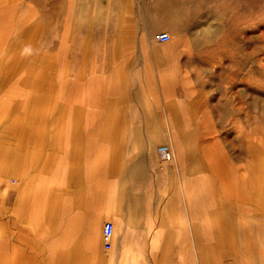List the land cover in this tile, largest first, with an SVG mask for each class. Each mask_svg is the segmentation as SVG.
<instances>
[{
  "label": "crops",
  "instance_id": "0c3cea01",
  "mask_svg": "<svg viewBox=\"0 0 264 264\" xmlns=\"http://www.w3.org/2000/svg\"><path fill=\"white\" fill-rule=\"evenodd\" d=\"M100 26L104 49L98 66L95 61L92 68L87 66L92 32H82L87 45L79 41L83 60L78 76L75 68L72 74L76 82L84 78L85 88L80 96L77 86L72 109L59 116L63 130L56 139L57 157H45L40 172L0 178V233L24 240L22 246H9V256L1 250L6 258L0 264H117L112 257L116 251L142 255L149 245V252L166 255L171 262L178 251V260L187 254L199 264H226L228 259L227 264H239V252H245L247 264H264V192L250 188L245 170L225 174V165H236L227 157H209L205 142L199 153L186 148L180 159L160 161L156 113L143 111L145 124L138 122L135 112L134 119H128L131 112L124 102L130 72L124 65H109V47L117 53L156 51L126 46L127 31L120 35L106 21ZM147 93H154L153 88ZM185 129L174 125L168 131L175 137ZM52 145L45 140L43 151H52ZM239 176L245 178L241 188L235 187ZM240 208H246L248 216L242 225L246 242L239 234ZM5 210L8 216L3 219ZM107 222L113 224L111 234L106 233ZM129 260L141 264L143 257Z\"/></svg>",
  "mask_w": 264,
  "mask_h": 264
},
{
  "label": "rangeland",
  "instance_id": "374dc122",
  "mask_svg": "<svg viewBox=\"0 0 264 264\" xmlns=\"http://www.w3.org/2000/svg\"><path fill=\"white\" fill-rule=\"evenodd\" d=\"M117 3L121 4L117 6ZM121 5L128 32L124 44L156 51L117 53L115 47H109L110 67L114 65L116 69L124 65L123 70L129 71L132 76L128 77L131 79L130 84H127L128 94L124 102L126 107L130 106L126 108L131 112L128 119H134L135 112L138 122L145 124L143 111H153L156 113L154 124L159 125L160 130L157 145L169 144L172 157L180 159V152L186 148L199 153L203 142H213L218 155L222 153L226 156L232 166L236 165L235 173L241 174L247 163L260 155L259 150L264 143V0H87V3L76 0H21L15 14L24 9L31 11V21L24 27L20 26L25 30L23 38L33 39V34L38 33L34 24L41 25L40 46L43 43L42 48L44 45L47 49L55 50L60 45L59 40L64 42L68 33V29L61 28V24L58 26L60 31H56V20L69 19L70 7L75 12L73 17L77 32L74 44L67 45V59L72 58L76 64L78 76L84 50L83 43L80 45L79 42L84 38L81 25L83 17L93 22L88 26L93 35L90 36L92 45L87 66L94 61L98 66L96 61H102L100 52L104 49L99 22L112 24L118 18L116 16L121 14ZM107 14L109 19L105 18ZM160 32H168L170 40H158L157 34ZM112 37H108L109 44L112 43ZM92 50L96 51L95 58L92 57ZM105 55L108 58L106 51ZM84 82L83 77L77 78L79 92L85 88ZM152 88L154 93H147ZM111 97L116 100L118 96L113 94ZM152 98L155 102L151 104ZM99 109L103 110V106ZM174 125L176 129L182 125L184 129L188 125L191 128L190 131L187 128L183 132H176L173 137L168 130ZM249 141L257 143L258 150L250 149ZM195 145L198 146L196 149ZM158 157L160 161L163 159L160 154ZM237 213L241 226L239 234L246 242L247 231L242 228L248 220L246 208H240ZM2 216L6 219L8 212L5 210ZM8 233H11L10 230ZM23 241L14 235L4 236L0 233V263L9 256V246H22ZM244 246L247 247L246 243ZM177 247L179 245L176 250ZM3 249L7 250L6 256L1 253ZM149 250L150 245L144 247L142 255L116 251L112 257L117 258V264H134L129 260L134 255L143 257L141 264H199L193 255L188 259L185 254L178 260L179 252L175 251V261L171 262L164 259L166 255ZM237 258H240L239 264L248 262L245 252H239ZM228 262L231 259L225 261L226 264Z\"/></svg>",
  "mask_w": 264,
  "mask_h": 264
},
{
  "label": "bare ground",
  "instance_id": "6f19581e",
  "mask_svg": "<svg viewBox=\"0 0 264 264\" xmlns=\"http://www.w3.org/2000/svg\"><path fill=\"white\" fill-rule=\"evenodd\" d=\"M76 1L87 3V0ZM20 2L21 0H0V178L27 172H40L46 159L55 160L58 154L56 139L60 135L59 131L63 130V123L59 121V116L64 109H72L78 86L72 74L76 70L73 72L75 64L72 58L67 59L69 52L67 45L73 44L74 30H77V25L74 24L75 12L69 7V19L58 18L56 20L58 22H56V31H60L58 26L61 24V28H67L68 33L65 35V41L60 39L59 47L52 50L44 45L42 48L43 43L41 46L39 44L41 25L34 24V29L37 28L38 33L33 34V39L23 38L25 32L23 27L31 21L29 16L31 11L24 9L20 10L19 14H15L17 4ZM117 4L119 6L121 3ZM122 10L123 5L120 7L121 14H118L116 16L118 18L112 23V29L120 35L127 31V22ZM109 16L113 18L112 14ZM106 18L109 19L108 14ZM83 19L81 25L84 32L88 33L90 31L88 26L93 23L88 17H83ZM100 23H105V21L99 22V25ZM21 25H23L22 28H20ZM100 27L103 30V26ZM110 30L108 28L109 33ZM118 39H120L119 35L116 41ZM82 42L85 45L89 43L88 39H82ZM63 65H65L64 69ZM114 77L119 78L117 74ZM252 115L255 114L252 113ZM222 117L225 118V116ZM45 140L53 144L52 151L46 153L43 151ZM163 145L170 148L168 144ZM214 146L213 142L207 143L209 157L218 160L226 157L222 153L218 155ZM249 148L258 150V144L249 141ZM259 152L261 156L247 163L245 172L250 176V188L264 192V143ZM223 169L225 174L235 171L233 168L228 169L226 165ZM243 184H245V178L239 176L235 187L241 188Z\"/></svg>",
  "mask_w": 264,
  "mask_h": 264
},
{
  "label": "built area",
  "instance_id": "2783aa9c",
  "mask_svg": "<svg viewBox=\"0 0 264 264\" xmlns=\"http://www.w3.org/2000/svg\"><path fill=\"white\" fill-rule=\"evenodd\" d=\"M171 36L168 32H160L157 34V39L163 42L170 40ZM159 153L164 159H169L172 156V152L167 145H160L159 146ZM113 231V224L111 222H107L106 224V233L111 234Z\"/></svg>",
  "mask_w": 264,
  "mask_h": 264
}]
</instances>
